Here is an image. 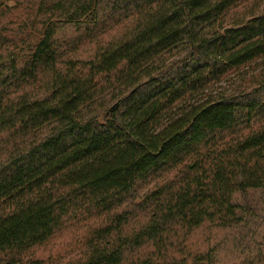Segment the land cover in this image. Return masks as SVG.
Instances as JSON below:
<instances>
[{
  "label": "trees",
  "instance_id": "1",
  "mask_svg": "<svg viewBox=\"0 0 264 264\" xmlns=\"http://www.w3.org/2000/svg\"><path fill=\"white\" fill-rule=\"evenodd\" d=\"M253 192L264 0H0V264H264Z\"/></svg>",
  "mask_w": 264,
  "mask_h": 264
},
{
  "label": "rangeland",
  "instance_id": "2",
  "mask_svg": "<svg viewBox=\"0 0 264 264\" xmlns=\"http://www.w3.org/2000/svg\"><path fill=\"white\" fill-rule=\"evenodd\" d=\"M34 1L35 3L38 2V0H31ZM14 8V7H13ZM17 13V12H16ZM20 12H18V16ZM16 15V16H17ZM6 18L3 19V22L5 21ZM250 203H253L257 206V213L259 215V217L256 220V225L263 227L264 228V193L261 192H253L252 194H250L249 199ZM133 205H128L127 207H130V210H132V215H136L137 214V220L139 221V218H144V216L141 215V213L138 211V209H136V207H132ZM134 220L132 219L131 223H130V227H135ZM208 231H211L210 229ZM213 233L208 232V235L206 236V238L211 239V242H215V241H223V240H227L228 243H232L234 241V239L230 236L228 238L227 236V231L226 230H215L212 229ZM66 235V233H65ZM232 235V233H231ZM213 238V239H212ZM59 247V246H58ZM64 252H62L61 254H59V256H65V254H63ZM78 258V255H74V256H70L68 257L66 260L63 261V264L66 262H74L76 261Z\"/></svg>",
  "mask_w": 264,
  "mask_h": 264
}]
</instances>
